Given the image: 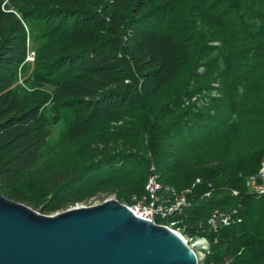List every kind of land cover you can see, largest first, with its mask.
Masks as SVG:
<instances>
[{
	"label": "trees",
	"instance_id": "obj_1",
	"mask_svg": "<svg viewBox=\"0 0 264 264\" xmlns=\"http://www.w3.org/2000/svg\"><path fill=\"white\" fill-rule=\"evenodd\" d=\"M2 3L0 188L8 198L44 214L112 193L127 203L145 191L154 163L162 181L179 189L198 177L213 184L211 197L179 218L189 233H197L190 226L211 210L237 208L238 223L210 233L204 264H264V195L255 196L244 185L259 166L264 144L204 163L195 149L211 135L208 127L185 132L178 118L164 124L169 116L190 117L193 96L207 85L196 77L209 44L191 43L189 12L202 5L206 10L225 6L220 17L233 16L231 33L242 40V48L234 51H249L264 61V0H9L4 9ZM28 39L36 43L31 62L26 61ZM30 66L36 80L56 88L20 84V73ZM244 97L239 103L246 109L264 107V94ZM233 100L236 105L237 97ZM48 103L66 124L51 156L45 154ZM255 120L253 127H264V119ZM118 122L127 125H113ZM135 137L146 139V156L120 144ZM120 149L124 153L113 152ZM143 163L147 172H135Z\"/></svg>",
	"mask_w": 264,
	"mask_h": 264
},
{
	"label": "water",
	"instance_id": "obj_2",
	"mask_svg": "<svg viewBox=\"0 0 264 264\" xmlns=\"http://www.w3.org/2000/svg\"><path fill=\"white\" fill-rule=\"evenodd\" d=\"M0 264H198L175 231L115 198L44 214L0 188Z\"/></svg>",
	"mask_w": 264,
	"mask_h": 264
},
{
	"label": "rangeland",
	"instance_id": "obj_3",
	"mask_svg": "<svg viewBox=\"0 0 264 264\" xmlns=\"http://www.w3.org/2000/svg\"><path fill=\"white\" fill-rule=\"evenodd\" d=\"M195 1L188 0L189 3ZM224 7L221 5L206 10V5H202L201 9L189 12L188 32L192 36L191 43L197 44L201 40L202 45L209 44L201 57V60L206 63L199 64L196 77L207 85L203 89V93L193 96L192 101L196 102V107L189 111L190 117H184L183 114L173 115L167 117L164 123L166 126L171 120L178 118L180 123L184 122L185 125L181 127V130L185 132L195 130L199 132L203 129L207 130L206 127H208L211 130V135L206 139L204 145L195 149V152L200 151L203 154L204 163L215 162L220 155L224 157L223 159L233 158L249 149L258 148L259 144L261 146L264 144V127L255 128L251 121L252 119H256L255 121L264 119V107L260 108L254 105L252 111L239 103V98H245L246 95L252 97L264 94V61L259 60L254 53L251 54L249 51H234L235 48H242V40L238 35L231 33L235 29L233 16L229 15L230 18L220 17V11ZM31 48H36L34 40H31ZM196 82V80L192 81V85ZM19 83L28 88L36 86L47 91H53L56 88V84L51 81L36 80L31 66L20 73ZM235 97H237V103L231 105L235 103L233 100ZM46 112L49 117L50 137L45 154L51 156L59 147V141L66 124L61 111L53 103L46 105ZM193 120L196 121L193 122ZM193 123H204V127H197ZM255 123L258 124V122ZM113 125L121 127L127 124L118 122ZM181 138L184 137L175 138L176 144L181 143ZM120 144L125 147L129 146L132 154L146 156L147 150L144 147L146 139L143 137L132 138L127 143L120 141ZM113 152L124 153L122 149ZM141 170L147 172L145 163L135 172ZM109 198L118 199L114 193L106 196V199ZM103 201L104 199L102 200L100 197H93L89 203H79V206H90Z\"/></svg>",
	"mask_w": 264,
	"mask_h": 264
},
{
	"label": "built area",
	"instance_id": "obj_4",
	"mask_svg": "<svg viewBox=\"0 0 264 264\" xmlns=\"http://www.w3.org/2000/svg\"><path fill=\"white\" fill-rule=\"evenodd\" d=\"M8 2L9 0H3V9ZM27 44L26 61L31 62L35 59V51L31 48L30 39H28ZM201 185H205L203 191L199 190ZM244 185L247 191L255 196L264 195V153L260 157L256 171L245 177ZM213 190V184L210 181L204 182L200 177L196 178L191 186L179 189L162 181L156 165L152 163L145 191L142 194L133 195L130 203H122L126 204L137 216L167 226L178 233L195 252L198 264H204L205 258L210 252V233H218L222 228L238 223L240 218L237 216V208L233 207L228 210L215 208L211 210L206 218H199L194 225L190 226L196 228V234L188 232L187 224L182 226L178 222L180 217L187 215L188 210L195 203L210 198ZM230 192L233 196L238 194L235 189H231ZM200 230L203 232L199 233ZM216 241L217 239L214 237V242Z\"/></svg>",
	"mask_w": 264,
	"mask_h": 264
}]
</instances>
